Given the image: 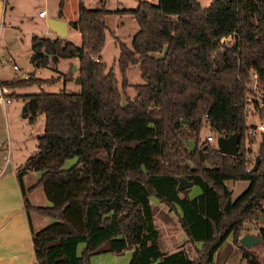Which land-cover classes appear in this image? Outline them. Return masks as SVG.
I'll return each instance as SVG.
<instances>
[{"label": "trees", "instance_id": "obj_1", "mask_svg": "<svg viewBox=\"0 0 264 264\" xmlns=\"http://www.w3.org/2000/svg\"><path fill=\"white\" fill-rule=\"evenodd\" d=\"M62 7L60 0L59 17ZM121 14L131 15L139 30L130 47L116 40L118 86L115 67L100 54L105 18ZM70 26L80 34L79 46L57 36L30 38L32 67L56 77L29 73L0 83L24 103L30 124L43 116L36 150L17 171L26 213L53 220L32 231L36 263L90 264L101 253L131 251L128 264H213L230 236L244 264H263L235 237L244 223L264 214V134L256 169L244 171V84L250 69L264 76V0H211L208 7L198 0H140L130 10L108 9L104 0L88 8L77 0ZM72 58L78 74L59 72V59ZM131 65H138L142 83L130 85ZM59 81L60 92L14 91ZM71 81L78 90L66 88ZM130 87L133 99L126 95ZM258 118L264 119V107ZM205 122L215 139L237 135L235 156L202 140ZM71 159L75 163L65 167ZM28 171L41 176L25 190L21 180ZM227 180L247 182L233 201ZM192 186L201 193L190 197ZM38 187L51 206L30 204L27 193ZM151 198L176 214L185 235L172 253L160 249ZM255 236L264 247V221Z\"/></svg>", "mask_w": 264, "mask_h": 264}, {"label": "crops", "instance_id": "obj_2", "mask_svg": "<svg viewBox=\"0 0 264 264\" xmlns=\"http://www.w3.org/2000/svg\"><path fill=\"white\" fill-rule=\"evenodd\" d=\"M15 10H17L18 13L17 14L18 16L16 15L17 20L22 23H25L26 20L24 18L26 17H28L29 20H35V21L36 20L41 21V19H45L47 17V12L45 17L42 18L38 17V12L45 9L39 8L35 11L34 2L32 0H30L26 4L25 10L22 8L21 5H18L17 0H11L10 2H8V0H0V47L1 48H3L5 44V40L2 39L3 35L5 34V24H6L5 21L6 19H8V17L14 18L16 14ZM76 12H77V7L76 10L73 11L70 15H67L62 7L60 17L58 15L47 17L46 20H44L45 29L46 30L48 29L50 33L49 35H44V36H49L51 38L56 36V34H54V32H52L46 24V21L48 19L53 18V19L62 20L66 23L67 26V39L79 46L81 44L80 34L78 32L73 31L70 26V24L76 20ZM19 14H23V16L19 17ZM113 16L116 19L121 17V15H113ZM14 27L18 28V25L17 26L15 25ZM115 27L117 26L115 25ZM43 33L47 34L45 32ZM32 35L42 36V34H36V33L35 34L31 33V36ZM18 38L21 40V42H23V36L21 34H19ZM112 43L115 44L113 39L106 36V43L100 54L102 62H104L106 65H107L106 61L103 60L104 51L106 46ZM29 45H30V39H29ZM29 52L31 53L30 47H28V43L26 42L25 53L29 55ZM8 58L11 59V62H8ZM3 62L5 64L10 63L12 71H14L12 69V65L14 64L16 65L13 56L9 53L6 55L5 59L3 58L0 60V83L11 81V78L5 77V70H4L5 65L2 64ZM31 69L35 71L39 70V69H34L33 67H31ZM57 69L59 72H66L70 70V72L74 76H76L78 74V60L77 58L59 59L57 64ZM52 73L53 75H51L50 77L57 76V74H55L54 72ZM52 87H53L52 92H60L62 90V81L57 82ZM66 88L68 90H74V91L77 90L74 81L66 83ZM24 89L25 88L16 89L14 91L20 95L34 94V93H22L21 91ZM39 89L41 91L42 87ZM10 93L11 91L9 92V94ZM8 97L10 96L8 95ZM10 100H11L10 103H6V104L3 103L2 95L0 92V264H37L32 249V231H39L43 229L44 227L53 223V220L47 217L39 216L37 213L33 211L30 212L29 214L26 213L23 204L21 186L17 180V171L18 168L22 166L36 150L35 138L39 136V133H36L37 135H32L31 129H35V126L38 125V121H37L38 117H42V121H43V116L40 115L36 117L35 121L32 124H30L28 122L27 116L23 117L22 108L24 107V103L20 99L16 100L10 98ZM25 121H27L31 125V127H29L30 129L28 128V125L24 123ZM40 176L41 174L39 172H30V171L26 172L22 176V180H21L23 188L27 190L28 188L35 185L36 182L39 180ZM40 188L41 187H38L33 191L27 193V198L30 204L33 206H51V203L47 200L44 193L41 192ZM34 213L37 214L38 216L37 217L34 216L33 215ZM179 233H180L179 236L176 233L174 234L168 233L170 235L168 237H171L172 239L176 238L179 241H182L183 240L181 236L182 231ZM184 241L180 245L175 244L174 248L171 249L173 251L169 250L168 253H172L176 251L184 243ZM129 252L131 256V251ZM103 257L104 256L103 255L101 256L100 254L92 256L90 258V264H107L106 259H104Z\"/></svg>", "mask_w": 264, "mask_h": 264}, {"label": "rangeland", "instance_id": "obj_3", "mask_svg": "<svg viewBox=\"0 0 264 264\" xmlns=\"http://www.w3.org/2000/svg\"><path fill=\"white\" fill-rule=\"evenodd\" d=\"M11 0H8L10 2ZM30 0H17L18 5H21L22 8L25 10L26 4ZM34 2V9L35 11L39 8H44L47 12V17H52L58 15L59 12V3L60 0H32ZM83 4L88 8H93L98 6L99 0H82ZM140 0H104V5L106 8L114 10V9H135L137 6V3ZM151 2H155L156 0H147ZM200 5L202 7H208L211 0H198ZM77 7V0H63V10L67 15H70L73 11L76 10ZM15 16L14 18L8 17L5 21V34L3 35L2 39L5 40V44L3 48L0 47V60L5 59L6 55L9 53L13 56L16 65L19 67V71L15 72L11 70V64H5L4 70H5V77L12 79H20V78H26L27 75L30 73H33L36 77L45 79L49 78L51 75H53L52 71L47 68H39V70L35 71L31 69V63L29 61V55L25 53V43H28L29 45V39L31 36V33L36 34H42V35H49L50 31L45 29V19H41V21H35V20H29L28 17L24 18L26 21L25 23H22L17 20L16 15L17 10H15ZM18 16V15H17ZM23 14H19V17H22ZM22 18V19H23ZM115 19V22H114ZM106 25L108 27L107 30V36L113 39L114 36V43L107 45L104 51V59L107 63V66H114L115 67V76L118 82V86L121 82V77L117 69V58H118V46L116 43V40H119L123 44H125L127 47L131 46V40L133 35L139 30V27L136 23V21L133 19V17L129 14H121L120 18H114V16H108L106 17ZM18 25V28H15L14 26ZM115 25L117 27H115ZM49 31V32H48ZM43 32L47 33L44 34ZM19 34L23 36V42L18 38ZM112 35V36H111ZM224 42V41H222ZM14 44V45H12ZM12 45V47H11ZM35 71V73H34ZM127 79L130 83V85L140 84L142 83L141 76H140V70L138 68V65H131L127 70ZM53 85L51 86H42V90L45 92H52L53 91ZM76 89L78 90V86L76 85ZM22 93H38L40 92L39 87L37 86H31L27 87L24 90L21 91ZM126 95L133 99L135 97V92L130 87L126 90ZM124 102V100H123ZM38 125L35 126V129H31L32 135H37L36 133L42 134L43 132V121L42 117L37 118ZM25 124L28 125V128L31 127V125L25 121ZM30 129V128H29ZM207 134V128L204 127L201 131V138L202 140H205V135ZM207 142V141H206ZM210 144V143H209ZM213 146H215L212 143ZM216 148V146H215ZM257 146L251 147V150L254 152H257L256 150ZM76 159L68 160L65 163V167H70L75 163ZM227 190L230 193V198L233 201L238 197V195L243 192L247 186V182L243 180L239 181H230L227 180L224 182ZM41 192L44 193L43 188H40ZM201 193V190L197 186H192L189 192L190 197H194ZM45 195V194H44ZM151 203L153 205H157V209L154 215V222H156V226L161 231V237L159 239L160 249L163 253H168V251H173L171 249L174 248V245H180L185 240V235L182 232V241H179L178 239L174 238L172 239L169 234L176 233L178 236L180 235L179 232H181V229L178 224L177 216L175 213L170 212L167 207L158 204L156 199L151 198ZM261 205L264 208V200L261 201ZM34 216H38L37 214H33ZM261 215V220L259 221V217L257 221H251L246 222L242 225L241 230L239 231L238 235L235 237L236 240H238L242 235L249 234L254 235L256 234V230L260 224V222L264 221V214ZM169 218V220H168ZM168 220V221H167ZM170 231V232H168ZM169 233V234H168ZM171 238V239H170ZM248 250L249 253L255 255V257L261 261L264 264V247L260 244V242L250 245L249 247L245 248ZM99 255V254H98ZM101 256L103 255L104 259H106L107 264H128L129 258H130V252L127 251L122 256H117L111 253H101ZM98 260V258H97ZM213 264H244V261L240 258L239 251L237 250V246L234 243V240L232 237L228 236L223 244L216 250V252L213 254Z\"/></svg>", "mask_w": 264, "mask_h": 264}, {"label": "built area", "instance_id": "obj_4", "mask_svg": "<svg viewBox=\"0 0 264 264\" xmlns=\"http://www.w3.org/2000/svg\"><path fill=\"white\" fill-rule=\"evenodd\" d=\"M46 16V11L41 10L38 12V17L42 18ZM227 38H220L219 42L227 41ZM96 60V59H95ZM97 61V60H96ZM8 62H11V59L8 58ZM264 68V63H263ZM14 71H18L19 68L17 65H12ZM247 89V93L244 97V114H245V124L246 130L244 133V145L245 149H249L245 155V172H249L252 168L257 152L251 150V147L257 146L260 141V137L264 134V119L260 120L258 118L259 111L264 107V76H258V74L250 69L248 72L247 81L244 84ZM0 92L2 95L3 103H10L9 90L5 87H0ZM205 127L207 128V134L205 135V140L210 144H215V138L210 131V126L208 122H205ZM253 125V128L251 126ZM256 148V150H257Z\"/></svg>", "mask_w": 264, "mask_h": 264}, {"label": "water", "instance_id": "obj_5", "mask_svg": "<svg viewBox=\"0 0 264 264\" xmlns=\"http://www.w3.org/2000/svg\"><path fill=\"white\" fill-rule=\"evenodd\" d=\"M48 28L56 34L57 37L62 38L64 40L67 39V26L66 23L62 20L50 18L46 21ZM25 106L22 108L23 117H25ZM182 123H184L182 121ZM253 128V125L251 126ZM237 143L238 137L236 134H230L227 137H216L215 139V146L216 150L219 154L228 155V156H235L237 153ZM259 162L258 155L255 156L252 170H255ZM261 215H259V221L261 220ZM259 242V239L254 235L244 234L238 239V243L247 248L250 245L256 244Z\"/></svg>", "mask_w": 264, "mask_h": 264}]
</instances>
